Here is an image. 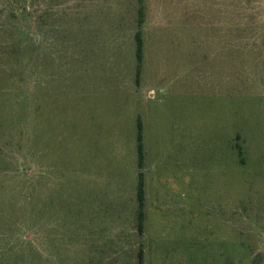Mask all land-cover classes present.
I'll return each instance as SVG.
<instances>
[{"label":"rangeland","instance_id":"1","mask_svg":"<svg viewBox=\"0 0 264 264\" xmlns=\"http://www.w3.org/2000/svg\"><path fill=\"white\" fill-rule=\"evenodd\" d=\"M178 1L0 0V264H264V0Z\"/></svg>","mask_w":264,"mask_h":264},{"label":"crops","instance_id":"2","mask_svg":"<svg viewBox=\"0 0 264 264\" xmlns=\"http://www.w3.org/2000/svg\"><path fill=\"white\" fill-rule=\"evenodd\" d=\"M180 1V0H179ZM175 3V9L183 8L187 17L194 18L197 16H203L209 9H218V12L226 11L227 0H181ZM204 1V2H201Z\"/></svg>","mask_w":264,"mask_h":264},{"label":"trees","instance_id":"3","mask_svg":"<svg viewBox=\"0 0 264 264\" xmlns=\"http://www.w3.org/2000/svg\"><path fill=\"white\" fill-rule=\"evenodd\" d=\"M138 41L139 43H142V38L139 37L138 35ZM142 45L140 44L137 50V55L138 58L141 59L142 57ZM140 134H139V138H138V143H139V147H138V152H139V158H140V163L142 164L143 160H144V147H143V140H142V129L140 127ZM137 198H138V202H139V209H140V215H139V220H138V226H139V231L143 232V226H144V206H145V183L143 180V174L140 175V182H139V188H138V192H137ZM12 249V247H11ZM5 255H12L11 250L7 253H0V262H5L4 258ZM2 257V258H1Z\"/></svg>","mask_w":264,"mask_h":264}]
</instances>
